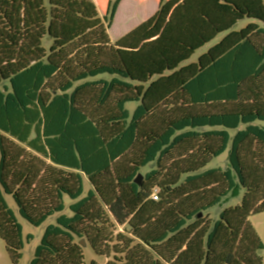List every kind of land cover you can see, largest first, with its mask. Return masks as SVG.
<instances>
[{
    "label": "trees",
    "instance_id": "obj_1",
    "mask_svg": "<svg viewBox=\"0 0 264 264\" xmlns=\"http://www.w3.org/2000/svg\"><path fill=\"white\" fill-rule=\"evenodd\" d=\"M121 1L101 18L93 0H0L10 261L23 239L6 196L32 226L56 216L30 264H87L80 241L105 264H264L249 222L264 212V0H160L112 42ZM228 148L226 169L204 170ZM242 191L239 205L208 217ZM117 202L122 230L109 213Z\"/></svg>",
    "mask_w": 264,
    "mask_h": 264
},
{
    "label": "rangeland",
    "instance_id": "obj_2",
    "mask_svg": "<svg viewBox=\"0 0 264 264\" xmlns=\"http://www.w3.org/2000/svg\"><path fill=\"white\" fill-rule=\"evenodd\" d=\"M94 4L99 8L100 17L102 18L103 15L106 13V5L108 3V0H93ZM129 7V5H128ZM152 9L154 6H151ZM124 15H120L114 25L112 26L111 30L109 31L110 38L112 42L116 41L118 38H120L122 35L133 29L135 26H137L135 23L130 24L126 19ZM143 16H138L137 19L140 21L143 20ZM144 21V20H143ZM262 27H264V23H259ZM247 25V22H241L237 24L234 27V30L240 31L243 27ZM125 29H130L127 32L124 31ZM123 31V33H122ZM44 46L48 47L50 42L49 39L46 37L44 39ZM194 59H196V56H194ZM138 104L128 103L127 108L130 110V112H133ZM233 134V133H232ZM229 148L220 156L214 158L205 168L204 170L214 169V168H222L226 169L228 167V154H229ZM153 167V165L151 166ZM149 167V168H151ZM148 169L142 170V173L144 174ZM85 192L84 195H86L87 191L89 190V185L87 182L84 184ZM243 191L240 193L239 196L234 198H228L224 200L221 204L214 206L213 208L209 209L207 211V215L211 220H216L220 214V212L226 208L229 207H235L240 204L241 198H242ZM6 201L9 205V207L13 210L18 223L22 227V239H23V249L21 250V258L18 262V264H30L36 247L40 244L41 239L43 237V234L45 232V229L50 224H55L56 216H52L48 218L41 226L35 227L29 224L27 221H25L19 214L16 208V205L13 202V199L10 196H6ZM66 209L64 211L65 214L69 215V204L70 200L68 198L64 199ZM110 216L112 217L113 221L115 222L117 228L119 230H122L124 228V225L128 219V215L126 214L123 206L117 202L115 203L110 209H109ZM249 222L255 232L257 233L258 237L264 244V212L253 215L249 218ZM28 236H31L32 239L28 240ZM83 255H84V261L89 264L92 261H95L98 264H105L106 258L103 256L96 255L92 248L87 245L86 247H83ZM262 257H264V250L260 253ZM0 264H13L9 256L6 252L4 243L2 240H0Z\"/></svg>",
    "mask_w": 264,
    "mask_h": 264
},
{
    "label": "crops",
    "instance_id": "obj_3",
    "mask_svg": "<svg viewBox=\"0 0 264 264\" xmlns=\"http://www.w3.org/2000/svg\"><path fill=\"white\" fill-rule=\"evenodd\" d=\"M159 3H160V0H122L121 3H120V5H119V7H118L117 12H116V15H115L114 22H113L112 26L114 25V23L116 22L117 18L120 15H124L126 17L125 19L130 24L131 23L132 24L135 23L137 26H139L142 22H144L147 19H149L158 10ZM107 5H108V3H107ZM107 5H106V9H107ZM128 5H129V7H128ZM151 6H154V8L152 9ZM97 9H98V12H99V8L98 7H97ZM138 16H143L144 17L143 18L144 21L143 20L140 21L139 19H137ZM247 24H248V22H247ZM112 26H111V28H112ZM137 26H135L134 28H136ZM111 28L109 29V31L111 30ZM133 29H131V30H133ZM128 30H130V29H128V28L125 29L124 28V31L127 32ZM130 31H128V32H130ZM122 33H123V31H122ZM222 36L223 35H221L220 37H218L216 39V41L212 43V45L215 44L216 42H218L222 38ZM208 48H209V45L206 46L204 49L200 50L197 53V55H196V59L193 58L192 61H196L198 59V57L201 54H203L204 52H206V50Z\"/></svg>",
    "mask_w": 264,
    "mask_h": 264
},
{
    "label": "water",
    "instance_id": "obj_4",
    "mask_svg": "<svg viewBox=\"0 0 264 264\" xmlns=\"http://www.w3.org/2000/svg\"><path fill=\"white\" fill-rule=\"evenodd\" d=\"M141 182H142V176L139 175V177H138L137 179H135V183H137V184H141ZM198 217L201 218V217H202V213H200ZM80 245H81L82 247H86V244H85L84 241H80Z\"/></svg>",
    "mask_w": 264,
    "mask_h": 264
}]
</instances>
